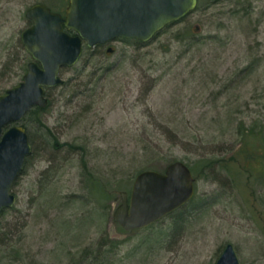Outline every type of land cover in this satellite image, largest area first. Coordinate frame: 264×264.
<instances>
[{
    "label": "rangeland",
    "instance_id": "obj_1",
    "mask_svg": "<svg viewBox=\"0 0 264 264\" xmlns=\"http://www.w3.org/2000/svg\"><path fill=\"white\" fill-rule=\"evenodd\" d=\"M40 3L64 13L69 0H0V95L23 79L18 44ZM60 78L48 108L22 122L32 153L0 218V264H215L228 243L241 264H264V175L236 160L245 131L259 139L251 147L264 139V0H199L145 45H84ZM175 161L193 171L192 200L126 232L120 193Z\"/></svg>",
    "mask_w": 264,
    "mask_h": 264
},
{
    "label": "water",
    "instance_id": "obj_2",
    "mask_svg": "<svg viewBox=\"0 0 264 264\" xmlns=\"http://www.w3.org/2000/svg\"><path fill=\"white\" fill-rule=\"evenodd\" d=\"M197 4L198 0H69L64 14L41 3L27 10L32 25L21 41L33 60L22 81L0 95V218L16 203L12 189L32 153L22 122L35 107L49 105L47 90L62 83L61 70L77 64L84 45L92 48L117 38L149 42ZM120 194L114 221L132 233L188 204L195 195V177L186 163L175 161L162 172H140L131 192ZM215 264H241L235 246L228 243Z\"/></svg>",
    "mask_w": 264,
    "mask_h": 264
},
{
    "label": "trees",
    "instance_id": "obj_3",
    "mask_svg": "<svg viewBox=\"0 0 264 264\" xmlns=\"http://www.w3.org/2000/svg\"><path fill=\"white\" fill-rule=\"evenodd\" d=\"M172 25H173V23L167 25L156 36H158L159 34L163 33L167 28H170ZM71 33L75 34L72 31H71ZM138 42L141 45H145V44L148 43V42H146V43L145 42H141L139 40H138ZM18 45H19V48H21L22 51H25V63L23 64V70H24L23 76H24V74L28 70V65L30 63L28 60L30 59V55L27 53V51H26L23 43L21 42V40H19V44ZM48 106L46 108L35 107L34 109L31 110V112H29L27 114V116L29 114H31V113H34V112H43V111H45L48 108ZM159 126L163 128L164 134L166 135V138L168 140L175 141L176 146H179L180 144H182V146L183 145L187 146V143L184 142L183 138L180 137L175 130H173L172 128H170L167 125H163L162 123ZM254 130L255 129H249L248 131H245V139L241 142V146H240L239 150L236 151V155L238 156L239 159L234 158V157H236V155L232 156L231 159L232 158H233L232 160L236 159L239 162H242V160L244 159V161H245L244 163L245 164L243 165V167L245 169H247L248 171H251V172H260L262 175H264V164H263L264 163V139H260L261 142H262V145L260 147H257V148L256 147H251V145H250L251 140L252 139H255V140L257 139L255 137ZM148 131L149 130L147 128L144 129V133H148ZM257 140H259V139H257ZM143 141L145 142V145L142 147V150H144L145 152L153 153V154L157 153L156 152V147H153L150 144V142H147L146 140H143ZM158 148H160V147H158ZM195 148L199 149V148H204V147L203 146H198V147H195ZM219 163H224L223 169L226 172V174H228L231 177L235 176L234 174H235V172H237V169L235 170V168L232 167L233 165L232 166H229V164L227 165V163L225 161H219V162H215L214 161V162H212V165L219 164ZM22 173H23V171L20 174H22ZM261 179L264 182V177H262ZM101 195H102V193L100 194V196ZM3 213H5V210L3 211Z\"/></svg>",
    "mask_w": 264,
    "mask_h": 264
}]
</instances>
